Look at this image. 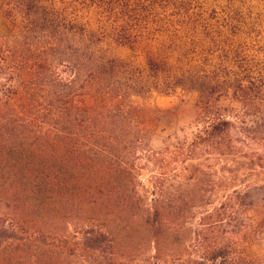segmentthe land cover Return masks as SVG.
Returning <instances> with one entry per match:
<instances>
[{"label": "trees", "instance_id": "trees-1", "mask_svg": "<svg viewBox=\"0 0 264 264\" xmlns=\"http://www.w3.org/2000/svg\"><path fill=\"white\" fill-rule=\"evenodd\" d=\"M188 7L0 0V264H256L239 247L264 241V12ZM177 91L199 129L153 153L157 112L128 99Z\"/></svg>", "mask_w": 264, "mask_h": 264}, {"label": "rangeland", "instance_id": "rangeland-1", "mask_svg": "<svg viewBox=\"0 0 264 264\" xmlns=\"http://www.w3.org/2000/svg\"><path fill=\"white\" fill-rule=\"evenodd\" d=\"M188 3L191 13L203 20L210 21L211 18H221L223 15L237 11L240 13L264 12V0H179ZM10 42L9 25L0 15V41ZM196 96L192 93L177 91L167 96L148 95L144 98L133 97L128 99L132 107L142 108L157 112L158 122L150 137L148 148L151 152H161L167 142L174 140L192 139L199 129L194 121V103ZM218 106L224 109L237 111L239 106L229 97L221 99ZM259 106L264 109V91L260 96ZM251 151L258 149L251 145ZM136 165L140 167V182L143 189L148 187L147 180L150 176L157 175L154 165H147L142 156ZM242 255L256 264H264V241L241 245Z\"/></svg>", "mask_w": 264, "mask_h": 264}]
</instances>
